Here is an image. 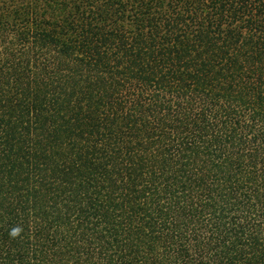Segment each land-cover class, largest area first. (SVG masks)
Returning <instances> with one entry per match:
<instances>
[{"label":"trees","instance_id":"obj_1","mask_svg":"<svg viewBox=\"0 0 264 264\" xmlns=\"http://www.w3.org/2000/svg\"><path fill=\"white\" fill-rule=\"evenodd\" d=\"M0 0V264H264V0Z\"/></svg>","mask_w":264,"mask_h":264},{"label":"rangeland","instance_id":"obj_2","mask_svg":"<svg viewBox=\"0 0 264 264\" xmlns=\"http://www.w3.org/2000/svg\"><path fill=\"white\" fill-rule=\"evenodd\" d=\"M21 2L26 3V4H33L35 1L34 0H22Z\"/></svg>","mask_w":264,"mask_h":264}]
</instances>
